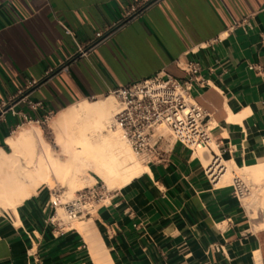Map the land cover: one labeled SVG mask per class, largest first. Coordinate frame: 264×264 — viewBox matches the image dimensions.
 <instances>
[{"label":"crops","instance_id":"obj_1","mask_svg":"<svg viewBox=\"0 0 264 264\" xmlns=\"http://www.w3.org/2000/svg\"><path fill=\"white\" fill-rule=\"evenodd\" d=\"M0 53V104L24 99L28 118L0 120L6 152L22 127L160 72L185 80L177 62L198 63L192 96L218 151L174 145L78 222L92 221L107 264H264V210L253 218L205 165L264 168V0H0ZM51 196L0 212V264H97L91 231L54 222Z\"/></svg>","mask_w":264,"mask_h":264},{"label":"bare ground","instance_id":"obj_2","mask_svg":"<svg viewBox=\"0 0 264 264\" xmlns=\"http://www.w3.org/2000/svg\"><path fill=\"white\" fill-rule=\"evenodd\" d=\"M120 108L119 102L111 95L95 102L85 101L59 114L54 120V127L58 130L56 144L64 158L54 155L40 127L23 128L8 139L11 152L0 150V211H13L16 214L18 206L38 195L44 187L54 188L55 183L63 185L68 195L74 196L96 182L90 172L112 192L149 171L147 165L134 154L123 134L112 128ZM211 149L218 151L214 142ZM197 151L201 156L211 152L202 147ZM205 165L206 169H215L217 164L209 158ZM221 166L224 169L219 185L228 184L231 176L236 175V170L254 183L264 185L263 167L241 170L235 164L224 161H221ZM251 195L250 191L243 199L248 210H253L252 217L257 218L258 206L264 208V190L258 199H252ZM62 210L59 208V211ZM58 219L61 220L59 214ZM73 226L81 231H91V236H88L95 260L97 264H107L105 250L100 249L92 221L75 222ZM260 227L264 228V223ZM256 257L259 261V254Z\"/></svg>","mask_w":264,"mask_h":264},{"label":"built area","instance_id":"obj_3","mask_svg":"<svg viewBox=\"0 0 264 264\" xmlns=\"http://www.w3.org/2000/svg\"><path fill=\"white\" fill-rule=\"evenodd\" d=\"M84 52V49H80L79 54H85ZM1 59L0 53V63ZM177 65L187 74V79L180 80L160 72L110 93L121 107L114 117L113 127L121 130L134 154L148 167L167 163L168 155L176 144L191 151H197L201 147L211 149V144H216L207 121L208 113L192 96L195 84L204 85L201 67L194 62L178 61ZM16 100L0 104V120L9 113L23 117L24 121L28 120L15 110V104L24 99L18 102ZM30 105L33 110L41 108L40 103ZM50 120L37 125H44ZM212 161L217 164L215 169L210 167L206 171L210 181L217 185L224 166H221L219 156H213ZM231 187L239 201L251 191L247 182L238 175L233 176ZM106 195L107 192L97 185L78 191L72 200L66 202H62L60 195L53 194L49 206L55 211L54 222L60 221L57 212L59 208L64 209L69 221L91 217L95 208L105 201Z\"/></svg>","mask_w":264,"mask_h":264},{"label":"rangeland","instance_id":"obj_4","mask_svg":"<svg viewBox=\"0 0 264 264\" xmlns=\"http://www.w3.org/2000/svg\"><path fill=\"white\" fill-rule=\"evenodd\" d=\"M109 96H111V95H108V96H106V97H109ZM105 97H103V98H101V99H104ZM101 99H97V100H90V102H95V101H98V100H101ZM55 118L56 117H54V118H52L48 123H46V124H44V125H41V126H39V125H33V124H31V125H29V126H25V127H22L19 131H18V133L23 129V128H31L32 126H37V127H40L41 129H42V131H43V137H44V139H45V141L51 146V149L53 150V152H54V155L55 156H57V157H63L62 155H61V149H60V147L56 144V137H57V132H58V130H56V128L54 127V120H55ZM54 127V128H53ZM113 128V130L115 131V132H119L120 134H122L121 133V131H119V130H117V129H115L114 127H112ZM17 133V134H18ZM16 136V135H15ZM123 136V135H122ZM7 152H10V149H7ZM64 158V157H63ZM140 159V158H139ZM141 162H143L142 160H140ZM144 163V162H143ZM235 173H236V175H238V176H240V177H242L248 184H249V186H250V188H251V197H252V199H258L259 197H260V195L262 194V186L259 184H256V183H254L252 180H250V179H247L246 178V176L244 177V174L242 173V172H240V171H238V170H236L235 171ZM90 175H92V176H94L95 177V179H96V182L95 183H93L89 188H91V187H94L95 185H97L98 187H101V188H103V190L104 191H106V192H109V190L106 188V186H105V184L103 183V181L100 179V178H98L95 174H93L92 172H90ZM232 178H233V176H231V178H230V182L228 183V184H231L232 183ZM59 183H55V185H54V188H50V187H44V189L43 190H45V191H47V192H49L50 194H57V195H60L61 196V200H62V202H66V201H70V200H72L75 196H76V193L74 194V196H69L68 195V193L66 192V188H64L63 187V185H60ZM227 185V184H226ZM62 187H63V189H62ZM245 203V202H244ZM259 208L261 207V206H258ZM261 209H263L264 210V208L263 207H261ZM256 210H258V208L256 209ZM1 212V211H0ZM3 212H5V211H3ZM58 214H59V216H60V218L62 219V221L64 222V223H71V224H73V223H75V222H78V221H69L68 219H67V216H66V213H65V211H64V209L62 210V211H59L58 210Z\"/></svg>","mask_w":264,"mask_h":264}]
</instances>
